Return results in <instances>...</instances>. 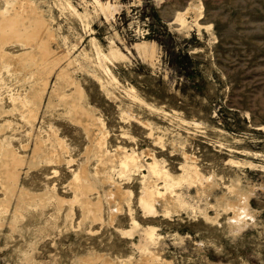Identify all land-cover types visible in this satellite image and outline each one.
<instances>
[{
    "label": "rangeland",
    "instance_id": "obj_1",
    "mask_svg": "<svg viewBox=\"0 0 264 264\" xmlns=\"http://www.w3.org/2000/svg\"><path fill=\"white\" fill-rule=\"evenodd\" d=\"M30 1L51 54L0 57V264H264V0Z\"/></svg>",
    "mask_w": 264,
    "mask_h": 264
},
{
    "label": "bare ground",
    "instance_id": "obj_2",
    "mask_svg": "<svg viewBox=\"0 0 264 264\" xmlns=\"http://www.w3.org/2000/svg\"><path fill=\"white\" fill-rule=\"evenodd\" d=\"M109 3V2H108ZM71 4V3H70ZM106 5V4H105ZM112 7V6H111ZM76 8V7H75ZM112 9V8H111ZM78 10V9H77ZM112 11V10H111ZM113 12V11H112ZM190 12V11H189ZM178 19L181 21V23H186L187 21H186V18H185V14L184 13H180L179 14V17H178ZM176 19H174V21H175ZM197 21V20H196ZM44 31H46V27H45V21L39 16V14H38V12L37 11H35V9L33 8V4H32V2L30 1V0H0V57H2V63H3V65H4V67L6 66V67H8V65L9 64H11L12 63V59L14 58V55L11 53V52H9L8 50H7V47L10 45H12V44H14V43H22V44H24V45H29V46H31V45H33L34 43L36 44V45H39L40 46V48H41V52H42V55H44V56H48V55H50L51 54V49H50V46H49V41H50V39H49V36H50V38H51V35H50V33L49 32H46L47 33V35H43V32ZM21 44V45H22ZM140 45H142V46H144V44H140ZM12 47V46H11ZM39 48V49H40ZM148 48V47H147ZM116 51V50H115ZM103 52V51H102ZM104 53V52H103ZM124 53V52H123ZM156 53V52H155ZM107 54V53H106ZM105 54V55H106ZM16 55V54H15ZM23 55V54H22ZM17 57H18V55H16ZM19 56H20V53H19ZM43 56V57H44ZM100 58V57H99ZM47 59V58H46ZM1 60V59H0ZM60 61V60H59ZM105 61H106V59H105ZM72 62V61H71ZM48 63H50V65L48 66L49 67V72H47V73H52L53 72V70H55V67L58 65V60L57 59H54V60H52V61H49ZM60 63V62H59ZM100 63H101V61H100ZM99 63V64H100ZM62 65V64H61ZM105 65H106V63H105ZM2 66V65H1ZM104 66V65H103ZM61 67H63V66H61ZM65 67V66H64ZM107 67V66H106ZM103 68V67H102ZM109 68V67H108ZM8 69V68H7ZM65 69H66V67H65ZM65 69H63V68H61L59 71H58V76L59 77H65V75H66V70ZM104 69V68H103ZM9 70V69H8ZM10 71V70H9ZM16 71V70H15ZM55 72V71H54ZM57 72V71H56ZM104 72V71H103ZM56 74V73H55ZM97 74V73H96ZM113 74V73H112ZM68 75V74H67ZM50 77V76H49ZM70 77V76H69ZM75 78V77H74ZM101 78V77H100ZM59 79H61V78H59ZM66 79V78H65ZM71 79V78H70ZM42 80V79H41ZM50 80V79H49ZM75 80V79H74ZM58 81H60V80H58ZM62 81H63V79H62ZM73 81V80H72ZM76 81V80H75ZM44 82V81H43ZM48 79H46V81H45V83H44V89H45V92H46V88H47V85H49L48 84ZM63 82H65V81H63ZM66 83H67V81H66ZM71 83V82H70ZM74 83V82H73ZM65 84V83H64ZM58 85V84H57ZM73 85V84H72ZM75 85V84H74ZM54 86V85H53ZM70 86V85H69ZM51 87V86H50ZM73 88H74V86H72ZM36 88V87H35ZM54 88V87H53ZM62 88H64V86L62 87ZM50 89V88H49ZM60 89V88H59ZM54 90V89H53ZM53 90H51V91H53ZM57 90V89H56ZM63 90V89H62ZM38 91V90H37ZM61 91V90H60ZM59 91V92H60ZM64 91V90H63ZM65 93H66V91H64ZM56 93V92H55ZM61 93V92H60ZM65 93H62V95L64 94V96H66L67 94H65ZM72 94V93H71ZM75 94V93H74ZM73 94V95H74ZM45 95V94H44ZM56 95H58L57 93H56ZM73 95H72V97L71 98H74L73 97ZM54 96V95H53ZM71 96V95H70ZM75 96V95H74ZM59 97V96H58ZM68 97V96H67ZM15 98V97H14ZM27 98V97H26ZM25 98V99H26ZM51 98V97H50ZM62 98V97H61ZM77 98V97H76ZM44 99V98H43ZM48 99H49V97H48ZM63 99V98H62ZM65 99V98H64ZM67 100H68V98H67ZM71 100V99H70ZM20 101H21V99H20ZM24 101V100H23ZM61 101V100H60ZM65 101V100H64ZM69 101V100H68ZM13 102V101H12ZM50 103V102H49ZM79 103V102H78ZM81 103V102H80ZM17 104V103H16ZM25 104V103H24ZM68 104V103H67ZM15 104H13V106H14ZM49 105V104H48ZM82 105V104H81ZM1 106V105H0ZM67 106V105H66ZM76 106V105H75ZM23 107V106H22ZM51 107V106H50ZM4 108V107H3ZM33 108V107H32ZM85 108V107H84ZM16 109V108H15ZM76 109V108H75ZM74 110V109H73ZM79 110H80V108H79ZM1 111V110H0ZM75 111V110H74ZM69 112V111H68ZM73 112V111H72ZM77 113H78V110H77ZM79 114V113H78ZM37 117V116H36ZM35 118V117H34ZM73 118V117H72ZM76 118V117H75ZM80 119V118H79ZM94 119V118H93ZM30 120V119H29ZM76 120V119H75ZM74 120V121H75ZM78 120V119H77ZM76 120V121H77ZM96 120V119H95ZM95 120H93V121H95ZM35 121V120H34ZM78 123H81V119H80V122H78ZM87 123V122H86ZM88 124V123H87ZM92 124H93V122H92ZM80 125H82V124H80ZM89 125V124H88ZM96 125V124H95ZM92 126V125H91ZM83 128V127H82ZM83 129H85V127L83 128ZM102 129V128H101ZM54 131H56V130H54ZM85 131V130H84ZM87 132V131H86ZM96 133H97V131H95ZM98 132H100V131H98ZM53 133V132H52ZM55 133V132H54ZM94 133V132H93ZM91 134V133H90ZM90 134H89V137H90ZM98 134V133H97ZM53 135H55V134H53ZM106 135V134H105ZM105 135L103 136V137H101V138H104L105 137ZM159 136V135H158ZM47 137V136H46ZM100 137V136H99ZM59 138H60V136H59ZM95 138V137H94ZM93 138V139H94ZM37 139V138H36ZM43 139V138H42ZM61 139V138H60ZM59 139V140H60ZM99 139V138H98ZM156 139V138H155ZM161 139V138H160ZM44 140V139H43ZM43 140H41V141H43ZM50 140V139H49ZM56 141H58L57 139H55ZM97 139H95V141H96ZM103 140V139H102ZM157 140V139H156ZM155 140V141H156ZM41 141L40 142H38L37 141V144H36V146H35V151H38L39 149H41L42 147H43V145H42V143H41ZM46 141V140H45ZM64 141V140H63ZM92 141V140H91ZM98 141H100V139L98 140ZM97 141V142H98ZM105 141V140H104ZM103 141V142H104ZM160 141V140H159ZM49 142V141H48ZM52 142V141H51ZM102 142V141H101ZM36 143V142H35ZM58 143H62V140H61V142L59 141ZM64 144H65V142H63ZM96 143V142H95ZM54 144V143H53ZM52 144V145H53ZM66 144H67V142H66ZM99 144V145H98ZM97 145L98 146H101L100 145V142L98 143ZM35 145V144H34ZM93 145V144H92ZM91 145V148L93 147ZM102 145H105L104 143H102ZM3 146V145H2ZM5 146H8V145H6L5 144ZM66 146V145H65ZM97 146V147H98ZM10 147V146H9ZM48 147V146H47ZM52 147H54V146H52ZM101 148V147H100ZM119 148V147H118ZM133 148V147H132ZM131 148V149H132ZM32 149V148H31ZM46 149V148H45ZM50 149V148H49ZM54 149V148H53ZM65 149V148H64ZM72 149V148H71ZM121 149V148H120ZM119 149V150H120ZM123 149V148H122ZM6 150H7V148H6ZM13 150V149H12ZM62 150V149H61ZM93 150H94V153L96 152L95 150V148L93 147ZM102 150H103V148H102ZM104 150H105V148H104ZM34 151V150H33ZM51 151H52V149H51ZM54 151V150H53ZM90 151V154H92L91 153V151L92 150H89ZM126 151V150H125ZM132 151V150H131ZM134 151V150H133ZM1 152V151H0ZM9 152V151H8ZM106 152V151H105ZM128 152V151H127ZM150 152V151H149ZM66 153V152H65ZM86 153H88V152H86ZM100 153L101 152H99L98 154L100 155ZM103 153V152H102ZM110 153V152H109ZM112 153H113V151H112ZM131 153V152H130ZM151 153V152H150ZM96 154H97V152H96ZM111 154V153H110ZM127 154H129V153H127ZM132 154V153H131ZM136 155H137V153H135ZM54 155V154H53ZM86 155V154H85ZM98 155V156H99ZM104 155V154H103ZM106 155H109V154H107L106 153ZM113 155V154H112ZM117 156H118V154H116ZM124 155V154H123ZM126 155V154H125ZM35 156V155H34ZM88 155H86V157H87ZM90 156V155H89ZM105 156V155H104ZM132 156H133V154H132ZM186 156V155H185ZM188 156V155H187ZM7 157V156H6ZM22 157V156H21ZM39 157V156H38ZM47 157V156H46ZM95 157H97V155L95 156ZM101 157V156H100ZM149 157H150V155H149ZM11 158V157H10ZM13 158H14V161H16V162H19L20 161V158H19V156H17L16 154H13ZM44 158V157H43ZM70 158V157H69ZM89 158V157H88ZM90 158H92V157H90ZM125 158V157H124ZM128 158H129V156H128ZM187 158H189V157H187ZM193 158V157H192ZM9 159V158H8ZM87 158H85V160H86ZM104 159V158H103ZM108 159V158H107ZM130 159V158H129ZM128 159V161L127 162H129L130 163V160H132V159H134V158H132V159H130L129 160ZM138 159V158H137ZM56 160V159H55ZM109 160L111 161V158H109ZM113 160V159H112ZM120 160H121V158H120ZM123 160V159H122ZM125 160V159H124ZM127 160V159H126ZM1 161V160H0ZM12 161V160H11ZM10 161V162H11ZM45 161V160H44ZM76 161V160H75ZM99 161H101V163L102 164H104L103 162H102V160H100L99 159ZM104 161V160H103ZM109 161V162H110ZM134 161V160H133ZM141 161V160H140ZM152 161H153V159H152ZM163 161V160H162ZM195 161V160H194ZM51 162V161H50ZM60 162V161H59ZM71 162V161H70ZM115 162V161H114ZM121 162V161H120ZM137 162V161H136ZM135 162V163H136ZM138 162H139V159H138ZM159 162V161H158ZM158 162H156L155 160H154V162H152L151 164H150V162H149V164H150V168L149 169H151L154 173H158V174H160L159 172L161 171V169H159V167H158ZM21 163V162H20ZM19 163V164H20ZM86 163H87V161H86ZM85 163V164H86ZM100 163V162H99ZM98 163V164H99ZM107 163H108V160H107ZM124 163H126V162H124ZM135 163H134V165H135ZM160 163V162H159ZM193 163V162H192ZM16 164V163H15ZM41 164V163H40ZM92 164V163H91ZM106 164V163H105ZM110 164H112V163H110ZM121 164V163H120ZM136 164H138V163H136ZM141 164V163H140ZM2 165V164H1ZM7 165V164H6ZM77 165V164H76ZM97 165V164H96ZM107 165V164H106ZM128 164H125V167L127 166ZM132 165V164H131ZM139 165V164H138ZM138 165H137V167H138ZM21 166V165H20ZM83 166V165H82ZM122 166V165H121ZM133 166V165H132ZM187 166V165H186ZM195 166H197V165H195ZM1 167V166H0ZM5 167V166H4ZM18 168H19V166H17ZM129 167V166H128ZM162 167V166H161ZM187 167H190V169H191V165L190 166H187ZM194 169H196L194 166H192ZM2 168V167H1ZM0 168V169H1ZM81 168V167H80ZM87 168H88V165H87ZM111 168V167H110ZM117 168V167H116ZM129 168H132L131 166L129 167ZM128 168V170H131V171H134V170H132V169H129ZM138 168H140V167H138ZM4 169V168H3ZM95 169V168H94ZM107 169H109V168H107ZM141 169V168H140ZM190 169H189V172H190ZM2 170V169H1ZM79 170V169H78ZM123 170V169H122ZM135 170L137 171V169L135 168ZM163 170V169H162ZM164 170H166V169H164ZM193 170V169H192ZM197 170V169H196ZM12 171V170H11ZM11 171H9V170H4V172H3V175L5 176V178H7L10 182H12V184H13V187H12V190L13 191H15V189H16V182H17V178H19L18 177V172H16L15 171V173H11ZM19 171V170H18ZM80 171H82V170H80ZM127 171V170H126ZM131 171H130V173H131ZM167 171V170H166ZM187 171V170H186ZM199 171V170H198ZM86 173L87 172H89V171H85ZM105 172H106V170H105ZM110 172V171H109ZM162 172V171H161ZM195 172V171H194ZM82 174V176H80V175H76L77 174V172H76V176L80 179V180H84L85 179V177L86 176H84V168H83V171L81 172ZM97 172H95V174H96ZM99 173V172H98ZM97 173V174H98ZM149 173V172H148ZM197 173V172H196ZM2 174V173H1ZM88 174L89 173H87V176H88ZM92 174V173H91ZM90 174V175H91ZM94 174V173H93ZM92 174V175H93ZM103 174V173H102ZM105 174V173H104ZM103 174V175H104ZM107 174H108V172H107ZM126 174V173H125ZM150 174V173H149ZM86 175V174H85ZM127 175V174H126ZM145 175V174H144ZM143 175V176H144ZM148 175V174H147ZM153 175V174H152ZM157 175V174H156ZM161 175H162V173H161ZM160 175V176H161ZM188 175V174H187ZM199 175V174H198ZM197 175V176H198ZM201 175V174H200ZM3 176V177H4ZM102 176V175H101ZM108 176H109V174H108ZM124 176V175H123ZM150 176V175H149ZM159 176V175H158ZM157 176V177H158ZM196 176V175H195ZM110 177V176H109ZM146 177V176H145ZM163 177V176H162ZM161 177V178H162ZM193 177V176H192ZM73 178H74V176H73ZM77 178V179H78ZM91 178V177H90ZM89 178V179H90ZM6 179V180H7ZM75 179V178H74ZM78 179V180H79ZM108 180H111V179H109V178H107ZM116 179V178H115ZM128 179V178H127ZM170 179V178H169ZM1 180V179H0ZM3 180V179H2ZM1 180V181H2ZM77 180V181H78ZM96 180V179H95ZM192 180V179H191ZM212 180V179H211ZM0 181V182H1ZM85 181V180H84ZM84 181H81V182H84ZM112 181V180H111ZM129 181V180H128ZM144 181H145V179H144ZM150 181V180H149ZM167 181V180H166ZM165 181V182H166ZM194 181V180H193ZM98 182V181H97ZM96 182V183H97ZM103 182H104V179H103ZM107 182V181H106ZM153 182H154V180H153ZM152 182V183H153ZM156 183H157V181H155ZM154 182V183H155ZM171 182V181H170ZM213 182V181H212ZM80 183V182H79ZM86 183H87V181H86ZM86 183H81L80 184V188L82 189V191H83V193H86V191L87 190H90L91 188H92V186L90 185V183L89 184H86ZM91 183H92V180H91ZM115 183H116V181H115ZM149 183V182H148ZM3 184V183H2ZM6 184V183H5ZM94 184V183H93ZM111 184V183H110ZM150 184V183H149ZM175 184V183H174ZM173 184V186H175ZM11 185V184H10ZM95 185V184H94ZM94 185H93V187H94ZM163 185V184H162ZM2 186H5V185H2ZM73 186H74V184H73ZM78 186H79V184H78ZM77 186V187H78ZM121 186V185H120ZM145 186H147V185H145ZM150 186H151V184H150ZM155 186V185H154ZM153 186V187H154ZM167 186V185H166ZM18 187V186H17ZM148 187V186H147ZM160 187V186H159ZM164 187V186H163ZM170 187V186H169ZM142 188V187H141ZM151 188H152V186H151ZM157 188V187H156ZM173 188V187H172ZM94 189H95V187H94ZM119 189V188H118ZM127 189V188H126ZM165 189H167V187L165 188ZM169 189V188H168ZM171 189V188H170ZM198 189V188H197ZM110 190H112V188L110 189ZM202 190V189H201ZM9 191H10V189H9ZM75 191V190H74ZM73 191V192H74ZM146 191V192H145ZM167 191V190H166ZM176 191V190H175ZM52 192V191H51ZM169 192V191H168ZM29 193V192H28ZM44 193V192H43ZM47 193V192H46ZM90 193V192H89ZM127 193V192H126ZM140 193H141V191H140ZM139 193V194H140ZM156 193L158 194V196L159 195H161V191L159 190V188L157 189V190H155V189H149V188H147L146 190H144V194H145V197L142 199V198H140V199H142L141 201H142V203H143V205H144V207L146 208V210H148V211H150V213L151 212H153V211H155L156 210V206H155V199H156ZM167 193V192H166ZM172 193H174V192H172ZM176 193V192H175ZM9 194V193H8ZM24 194H26L25 193V191L24 190H20V197L21 196H23ZM78 194V193H77ZM108 194V193H107ZM112 196H113V194L112 193H110ZM169 195L171 196V194L169 193ZM176 195V194H175ZM239 195V194H238ZM241 195V194H240ZM243 195V194H242ZM241 195V196H242ZM246 195V194H245ZM25 196V195H24ZM35 196V195H34ZM78 196V195H77ZM86 196H87V194H86ZM97 196V195H96ZM162 196V195H161ZM169 196V197H170ZM244 196V195H243ZM248 196V195H247ZM18 197V196H17ZM28 197V196H27ZM88 197H90V196H88ZM107 197H109L108 195H107ZM175 197V196H174ZM249 197V196H248ZM247 197V198H248ZM38 198V197H37ZM41 198H43V197H41ZM45 198L46 197H44V200H45ZM78 199H79V197H77ZM81 198V197H80ZM107 199V198H106ZM75 200V199H74ZM92 200V199H91ZM91 200L89 199V198H86L85 200H84V202L87 204V205H90L91 204ZM110 200V199H109ZM116 200V199H115ZM241 200V199H240ZM79 201V200H78ZM81 201H82V198H81ZM111 201H112V198H111ZM126 201V200H125ZM140 201V202H141ZM83 202V203H84ZM93 202V201H92ZM95 202V201H94ZM93 202V203H94ZM21 203V202H20ZM32 203V202H31ZM39 203V202H38ZM47 203V202H46ZM81 203V202H80ZM116 203H117V201H116ZM37 204V203H36ZM118 204V203H117ZM185 204V203H184ZM183 204V205H184ZM43 205V204H42ZM59 205V204H58ZM82 205H84V204H82ZM94 205V204H93ZM37 206H39V205H37ZM95 206V205H94ZM118 206V205H117ZM122 206V205H121ZM129 206V205H128ZM164 206V205H163ZM169 206V205H168ZM225 206V205H224ZM82 207V206H81ZM143 207V206H142ZM186 206L184 205V208H185ZM6 208V207H5ZM16 208V207H15ZM118 208H119V206H118ZM229 208V207H228ZM8 209V208H7ZM24 209V208H23ZM92 209V208H91ZM101 209V208H100ZM167 209V208H166ZM165 209V210H166ZM169 209V208H168ZM167 209V210H168ZM236 209H237V207H236ZM85 210H87V209H85ZM118 210V209H117ZM117 210H115V211H117ZM164 210V211H165ZM166 210V211H167ZM170 210V209H169ZM168 210V211H169ZM202 210V209H201ZM238 210V209H237ZM247 210V209H246ZM246 210H245V207H243V206H241V208L239 209V211H238V213H237V221L238 220H241L242 219V215H246L245 213H246ZM89 211H90V209H89ZM163 211V212H164ZM95 212V211H94ZM2 213V212H1ZM72 213V212H71ZM88 213V212H87ZM87 213H85V214H87ZM91 213V212H90ZM93 213V212H92ZM95 213H97V212H95ZM145 214V213H144ZM204 214V213H203ZM235 214V213H234ZM6 215V214H5ZM88 215V214H87ZM98 215V214H97ZM99 215H100V213H99ZM149 215V214H148ZM94 216H95V214H94ZM20 217V216H19ZM103 217V216H102ZM206 217V216H205ZM208 217V216H207ZM96 218V217H95ZM209 218V217H208ZM214 218V217H213ZM2 222V221H1ZM14 222V221H13ZM234 222H236V221H234ZM238 223V222H237ZM241 223V222H240ZM242 226V225H241ZM14 227V226H13ZM154 233V232H153ZM162 238V237H161ZM157 256V255H156ZM154 257V256H153ZM92 258V257H91ZM156 259V258H155ZM155 259H153V260H155ZM147 263V262H146ZM155 264V263H154Z\"/></svg>",
    "mask_w": 264,
    "mask_h": 264
}]
</instances>
